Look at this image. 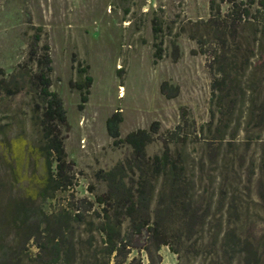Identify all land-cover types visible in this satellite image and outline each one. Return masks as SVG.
<instances>
[{
  "label": "rangeland",
  "instance_id": "374dc122",
  "mask_svg": "<svg viewBox=\"0 0 264 264\" xmlns=\"http://www.w3.org/2000/svg\"><path fill=\"white\" fill-rule=\"evenodd\" d=\"M214 1L213 11L212 0H0V69H3L0 78L11 79L24 62L35 71L40 47L49 43L53 66L51 89L64 102L70 123L69 130L63 131L67 159L75 162L72 186L23 211L36 216L43 213L44 218L61 209L73 213L79 209L86 218L94 209L100 211L95 194L105 192L107 182L99 178V171H107L133 156L131 146L115 145L108 132L107 119L116 112L122 117L118 123L121 137L140 128L154 130L146 146L149 156L162 152L163 139L181 121L183 110L197 125L209 120L212 82L218 76L210 67L216 44L209 41L203 53L198 39L212 40L213 26L207 21L218 5L222 15L231 10L227 0ZM258 7L259 0H255L250 5L252 13ZM254 18L251 21L258 25L246 23L240 27L245 38L231 67L234 80L231 93L235 101L227 105L239 118V138L235 152L231 153L234 171L230 166L228 170L238 184L235 195L241 208L233 218L238 220L239 232L260 240L264 235V204L258 196L264 151V119L260 118L264 116V7ZM154 25L160 27L158 33L154 32ZM38 32L41 40L32 61L29 52ZM156 45L163 49L162 58L154 55ZM85 66L88 70L82 72ZM86 75H91L93 81L90 87L79 89V84L86 83ZM28 80L21 92L0 95V185L7 187L0 195V213L13 220L19 214L9 198L25 189L15 185L10 173L8 151L13 148L12 139L24 135L29 145L45 143L42 97L32 79ZM82 93H87L88 101L80 109ZM253 110L255 114H251ZM190 147L191 152L199 154V147ZM225 149L223 146L216 154L225 157ZM229 159L230 152L227 155L230 165ZM43 165L44 156L39 152L32 157L29 170L41 173ZM205 170L204 173L209 171L207 165ZM196 191L201 210L207 208L210 200L214 202L212 211L216 210L217 191L208 189L205 183L197 185ZM123 227L128 230V221ZM84 228L82 225L81 230ZM82 234L87 236L84 231ZM199 237L200 234H195L187 245L197 240L194 248L197 247L203 240ZM147 238L146 231L133 235L132 243L137 247L129 259L141 258L144 264H210L213 257L184 253L187 246L181 256L167 245L158 252L152 249L151 257L141 248ZM13 239L11 233L8 241ZM179 241L178 235L172 236L175 246ZM210 241L207 232L203 242ZM28 247L30 264H35L32 259L39 250L33 242ZM26 262L29 264L28 258Z\"/></svg>",
  "mask_w": 264,
  "mask_h": 264
},
{
  "label": "trees",
  "instance_id": "16d2710c",
  "mask_svg": "<svg viewBox=\"0 0 264 264\" xmlns=\"http://www.w3.org/2000/svg\"><path fill=\"white\" fill-rule=\"evenodd\" d=\"M227 1L231 3V10L222 15L218 5L217 11L207 21L213 26L212 40L198 39L203 53L209 41L216 44L210 67L218 76L212 82L209 120L197 125L195 119L183 110L181 121L163 139L162 152L149 156L146 146L152 139L153 129L140 128L121 137L118 123L122 117L118 112L109 117L107 129L114 138V144L131 146L133 156L107 171H99V178L107 182V190L95 194L101 209H94L89 218L84 217L79 209L74 213L61 209L45 218L43 213L36 216L23 211L25 207L40 205L42 200L53 197L58 190L74 184L75 162L67 159L66 135L63 133L64 129L69 130L70 123L63 99L51 89L53 66L49 43L41 45V54L35 59V71L28 69V62H24L18 65L11 79L0 78V95L8 96L21 92L28 79H32L44 105L45 140L44 144L29 145L24 135L12 139L14 145L8 151L10 173L15 185L23 186L25 191L9 198L19 214L17 219L0 213V264H28L27 258L30 264V242L39 250L32 259L35 264H144L141 258L129 259L137 247L132 243L133 235L144 231L148 238L141 248L151 257L153 250L158 252L163 245L180 255L183 247L187 246L184 253L190 251L194 256L205 258L213 256L210 264H264V235L256 240L252 234L239 232L238 220L233 218L240 207L235 195L238 184L236 177L233 179L229 175L228 168L230 166L234 171L231 153L235 152V142L239 138V118H235V110L227 105V102L235 101L231 93L234 83L231 67L245 38L240 27L246 23L257 24L251 19L262 11L264 0H259L260 7L255 13L250 9L255 0ZM211 4L214 11L215 1L212 0ZM153 30L158 33L161 29L154 25ZM40 40L38 32L29 52L32 61ZM155 47V57L162 58V47ZM87 70L88 66L81 69L82 72ZM92 81L93 77L86 75V83L79 84V89L90 87ZM87 101V93H82L79 108L82 109ZM251 114H255V110ZM260 118L264 119V116L260 115ZM191 145L199 147V154L191 152ZM223 146L227 150L225 157L216 154ZM39 152L44 156L41 173L37 169L29 170L32 157ZM229 152L230 165L227 160ZM262 158L258 196L264 204V151ZM206 165L209 171L204 173ZM202 183L218 193L214 211L213 200L205 210L200 209L196 186ZM3 188L7 187L1 184V197ZM218 215L220 218L216 219ZM96 218L100 220L96 221ZM125 221H128L127 231L123 227ZM82 225L85 226L83 230ZM83 231L87 233L86 237ZM207 232L211 239L209 244L203 242ZM11 233L14 239L9 242ZM195 234H200L199 238L203 240L194 248L197 240L192 247L187 243ZM173 235H178L181 240L178 246L172 243Z\"/></svg>",
  "mask_w": 264,
  "mask_h": 264
},
{
  "label": "bare ground",
  "instance_id": "6f19581e",
  "mask_svg": "<svg viewBox=\"0 0 264 264\" xmlns=\"http://www.w3.org/2000/svg\"><path fill=\"white\" fill-rule=\"evenodd\" d=\"M124 95V94H123Z\"/></svg>",
  "mask_w": 264,
  "mask_h": 264
}]
</instances>
